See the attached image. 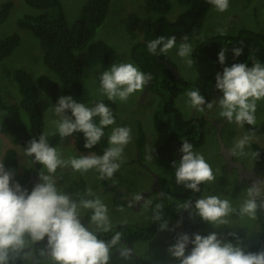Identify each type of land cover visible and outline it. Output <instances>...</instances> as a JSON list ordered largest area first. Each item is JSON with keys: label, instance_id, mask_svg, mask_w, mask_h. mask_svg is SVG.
<instances>
[{"label": "clouds", "instance_id": "clouds-1", "mask_svg": "<svg viewBox=\"0 0 264 264\" xmlns=\"http://www.w3.org/2000/svg\"><path fill=\"white\" fill-rule=\"evenodd\" d=\"M208 2L221 13L229 8V0ZM217 31L223 35L221 29ZM173 48L178 57L193 66L194 49L187 36L179 44L175 36H159L146 44L151 55H164ZM231 51L234 58L243 54L242 47H233ZM217 59L222 71L215 75L214 88L222 95L206 100L200 89L195 88L187 91L185 104L201 114L215 107L222 120L240 128L255 125L258 103L264 102V62L225 66V49H221ZM151 79L149 73L133 62L117 61L98 76V92L108 101L125 102ZM47 111L54 114V134L60 140L79 133L83 136V147L91 150L105 137V129H110L108 146L102 154L88 151L64 158L58 146L49 143L48 133L33 137L24 147V155L42 168L37 170L38 180L30 189L16 180L14 169L0 164V264H112L113 257H117L119 264H136L135 248L125 243L124 233L114 224L105 199L91 190L71 194L57 180L58 170L70 168L81 174L94 170L99 179L115 182L113 178L121 167L125 147L132 140V129L117 125L112 109L102 99L89 106L72 95L60 96ZM253 139L254 132L249 128L234 140L233 154L256 160L259 152L249 150ZM179 152L180 159L172 162L177 185L197 194L202 185L215 181L212 166L191 142L182 140ZM141 201H144L142 208L152 203L141 193L132 196L133 203ZM190 206L199 221L215 229L227 225L233 215L255 221L264 210V175L258 174L251 181L236 206L227 197L211 193L195 201L188 200L182 208L188 210ZM151 221L159 223L161 231L169 228L162 203L155 204ZM126 223L120 222L121 226ZM183 223V219L178 220L170 229L174 242L167 247L169 257L177 264H264V249L248 250L235 232L228 234L229 239L216 231L206 235L177 231Z\"/></svg>", "mask_w": 264, "mask_h": 264}, {"label": "rangeland", "instance_id": "rangeland-1", "mask_svg": "<svg viewBox=\"0 0 264 264\" xmlns=\"http://www.w3.org/2000/svg\"><path fill=\"white\" fill-rule=\"evenodd\" d=\"M6 1L13 3V9L7 21L0 26V37L18 33L21 40L20 45L14 50L13 54L0 62V91H2V93L0 92V97L3 100L5 98L19 99L16 83L8 77L9 73L16 68H23L35 79L45 75L59 82L57 76L44 65L43 52L38 39L33 33L21 30L17 26L18 19L25 16V14H35L37 11L31 9L25 0H0V7ZM60 1L69 24H73L76 21L82 7L87 2V0ZM169 1L171 3V12L168 15V19L174 21L186 8L179 5L177 0ZM148 2L149 0H112L104 25L99 29L88 46L77 52L84 71V92L80 102L91 106L98 100L106 101L107 98L101 96L98 92V76L100 73L117 61L127 60L133 62L131 59L132 46L143 41L146 26L155 18V14L150 13L148 10ZM132 15L136 16V21L130 20ZM217 29H221L223 35ZM243 29L264 35V0H229V8L225 12L221 13L216 9L210 10L202 28L195 34L190 43L195 50L205 40L218 36L233 38L238 36ZM221 49L226 50L225 66H231L229 47L224 45ZM166 55L170 61L169 64L177 70L180 78L193 85L203 86L212 73L210 63L194 56L192 57L193 66L187 65L182 58L176 55L175 48ZM145 88L130 96L125 102L118 100L115 102L117 104V125L129 126L132 129V140L125 147L121 167L113 178L115 182L109 180L110 186L111 184L116 185L117 192L107 189L101 183L98 174L94 170H89L83 174L73 172L70 168L58 170L57 172L59 184L69 193L75 194L79 192L83 194L91 190L96 195L102 196L109 206L110 215L116 227L121 225L120 222L122 220H126L127 225H136L145 229L153 226L154 222L151 221L152 209L161 196L160 192V194L157 192L149 193L154 185V175L162 176L171 190L173 189L179 193L185 191L182 185L176 184L174 177L163 174L158 165L156 152L166 142L168 135L155 129L154 117L161 99L153 91L148 90L145 93ZM186 93L177 97L176 107L180 110L185 120H204L205 141L201 147L195 150L200 151L205 156L216 176L215 181L203 185L201 197L209 193L221 194L230 199L236 206L243 198L248 185L241 183L240 172L237 167L228 168L226 158L221 153V143L232 152L234 140L244 135L248 131V127L245 125L240 128L235 123H228L222 120L218 116L215 107L212 110H206L203 114L191 110L185 104ZM220 95H222L220 92L213 94L211 100L216 99ZM40 104L45 116V133L49 134V143L54 147L58 146L64 158L82 153L87 154L86 152H80L76 148L73 137L60 140L59 136L54 134L55 126L52 120L55 117L53 113L47 110L56 103L41 94ZM23 117L25 124L28 126L27 117ZM256 117V124L252 126L264 127V102L258 103ZM1 123L2 118L0 116ZM141 132L145 136V143L142 149H140L138 144ZM16 140L17 138L14 135L1 132L0 130V164H4L9 170L14 169L16 171L15 178L18 181H23L24 178L27 179L25 176L30 170V181H33V179L37 181V171H35L37 166L33 164L30 158L25 157L24 147L26 146ZM255 145H258L263 153L262 161L259 163V170L264 175V133L254 134L249 150L255 151ZM232 155L233 161L242 163L247 170L257 165V159L241 157L238 154H233V152ZM139 159H141V163ZM237 188L238 191H235ZM135 193L143 194L145 200L152 203L146 208L141 207L144 201L133 203L132 196ZM146 193L147 195H145ZM118 199L123 200L127 205L117 206L116 201ZM228 219L229 223L227 225H219L217 229L208 225L204 231L206 233L216 231L222 237H226L230 232H235L238 236H241L243 245L248 250L259 243L260 219H264V210L258 213V218L255 221H249L246 218L241 220L235 215ZM168 221L169 228L163 231L159 230L153 239L135 241L129 244V246L135 248L136 264H138L139 258L151 264H177L176 261L169 257L167 247L174 242L173 233L170 229L175 227L178 220L169 217ZM83 222L87 223L86 217ZM184 228L185 225L183 224V227L177 229V231H183ZM125 243L127 242L125 241ZM112 264H119L117 257H113Z\"/></svg>", "mask_w": 264, "mask_h": 264}, {"label": "trees", "instance_id": "trees-1", "mask_svg": "<svg viewBox=\"0 0 264 264\" xmlns=\"http://www.w3.org/2000/svg\"><path fill=\"white\" fill-rule=\"evenodd\" d=\"M25 2L37 13L25 14L17 20V26L21 30L33 33L38 39L43 52L44 65L59 80V82H56L45 75L35 79L23 68H16L8 75L16 83L19 99L5 98L3 100L0 97V116L2 118L0 130L14 135L18 143L27 146L28 141L33 137L45 133V116L40 104L41 94H44L55 103L60 94L61 96L72 95L80 102L84 92V71L77 52L85 49L104 25L112 0H87L73 24L68 23L60 0H25ZM177 2L186 9L176 20L171 21L168 19L171 12L169 0H149L148 10L150 13L155 14V18L146 26L143 41L133 45L131 49L133 62L152 77L149 91H153L161 99L154 117L155 129L160 133L167 134L168 138L157 149L156 156L162 173L172 177L174 176L172 162L180 159L179 149L182 140L191 142L194 149L201 147L205 141L204 120H185L176 107L177 97L195 88L200 89L206 100H211L213 94L219 93L214 88L215 75L222 71L217 54L224 45L229 47L232 64L246 61L251 64L255 60L264 62V35L243 29L238 36L233 38L218 36L205 40L194 50L193 56L195 58L210 63L212 67V73L203 86L193 85L181 78L177 79L172 70L164 63H170L168 56L166 54H149L146 49L147 42L159 36H175L177 44H179L183 37L187 36L190 43L195 34L202 28L209 11L215 9L208 0H177ZM12 9L13 3L11 1L1 4L0 26L7 21ZM130 20L136 21L137 18L132 15ZM20 40L18 33L0 37V62L13 54L14 50L20 45ZM233 47H242L243 54L234 58L231 51ZM0 92L2 93V91ZM104 102L112 109L116 117L117 104L108 100ZM23 116L27 117L28 126L25 124ZM247 127L248 129L252 128L254 134L264 133L263 126L247 125ZM108 131L109 129H105V137L91 150L83 147L82 134H74L75 146L80 152L88 153L89 151L102 154L108 146ZM144 143L145 136L141 132L138 142L140 149L144 147ZM255 151L259 152L257 162H261L263 153L258 145H255ZM139 162H142L141 159H139ZM40 167L37 165L35 171L39 170ZM30 172L31 170L25 176L27 179L24 178L23 181H19L22 185L26 186L28 184ZM159 178L162 194L155 204H163L164 219L169 217L176 220L183 219L186 232L195 231L206 235L207 233L204 230L208 225L199 221L195 209L191 206L188 210L182 208V205L188 200L195 201L198 197H201V192L196 194L185 189L184 192L179 193L173 189L171 190L162 176L159 175ZM100 181L110 191H118L115 184L109 185V180L100 179ZM31 187L32 185L29 186V189ZM202 187L203 185L201 191ZM235 191H238V188ZM156 192L159 193V191ZM116 205L121 207L126 206L127 203L118 199ZM188 213L191 214L194 220L189 218ZM260 221V241L250 249L251 251L264 249V219H260ZM117 229L123 231L128 244L135 241H149L160 230L157 222H154L151 228L146 229L127 224L119 225ZM226 237L231 239L228 235ZM238 237L241 239V236ZM138 264L151 263L139 258Z\"/></svg>", "mask_w": 264, "mask_h": 264}, {"label": "water", "instance_id": "water-1", "mask_svg": "<svg viewBox=\"0 0 264 264\" xmlns=\"http://www.w3.org/2000/svg\"><path fill=\"white\" fill-rule=\"evenodd\" d=\"M164 63L172 70L174 75L179 79L180 76H179L177 70L172 65H170L169 63H166V62H164ZM151 83H152V81L146 86L145 93L148 92ZM221 153L226 158V161L228 163V168L237 167L239 169L240 180H241V183H242V180H243L244 176L247 174V171H246L245 167L243 166V164L233 161L232 152L230 150L226 149L223 143H221ZM155 190H158L160 193H162L159 175H154V185H153V187H152V189H151V191L149 193H152ZM145 195H147V193Z\"/></svg>", "mask_w": 264, "mask_h": 264}, {"label": "flooded vegetation", "instance_id": "flooded-vegetation-1", "mask_svg": "<svg viewBox=\"0 0 264 264\" xmlns=\"http://www.w3.org/2000/svg\"><path fill=\"white\" fill-rule=\"evenodd\" d=\"M259 163H260V162H257V165H256L254 168L250 169V170H247V169H246L247 174L244 176V178H243V180H242V182H243L244 184L250 186V185H251V181H252L253 179H255V178L257 177L258 174H261V173H260V170H259V168H260V164H259ZM35 166H37V165H35ZM153 177H154V176H153ZM36 182H37V181L34 180V179H33V181H30V180H29L28 184H27L25 187L29 188L30 185H33V184L36 183ZM156 191H158V190H155L154 192H156ZM159 194H160V193H159ZM161 194H162V193H161ZM183 231H185V228L183 229Z\"/></svg>", "mask_w": 264, "mask_h": 264}]
</instances>
